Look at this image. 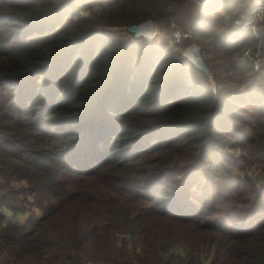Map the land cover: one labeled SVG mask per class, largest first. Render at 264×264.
Returning <instances> with one entry per match:
<instances>
[{"label": "trees", "instance_id": "16d2710c", "mask_svg": "<svg viewBox=\"0 0 264 264\" xmlns=\"http://www.w3.org/2000/svg\"><path fill=\"white\" fill-rule=\"evenodd\" d=\"M201 1L0 0V204L12 181L55 199L28 228L0 215V264H264V178L219 211L244 182L209 176L264 168V20L232 30L249 0ZM146 21L190 33L209 73L115 32Z\"/></svg>", "mask_w": 264, "mask_h": 264}, {"label": "rangeland", "instance_id": "374dc122", "mask_svg": "<svg viewBox=\"0 0 264 264\" xmlns=\"http://www.w3.org/2000/svg\"><path fill=\"white\" fill-rule=\"evenodd\" d=\"M222 1L229 2V0H222ZM204 2H205V0L201 1L202 4H204ZM250 2H251V0H249L247 2V4L249 5ZM225 15L224 14L222 15L223 21L226 20ZM263 20H264V15L262 16V18L260 20H256V21L251 23L254 31L257 32V28H256L254 23L257 21H263ZM226 21L228 22V20H226ZM233 21L231 22V24L233 23ZM151 22H153V21H151ZM154 22H156V21H154ZM241 22H243V21H241ZM168 28L169 29H165V24L156 22V34H155V36H157L159 38V37H163V36L167 35L166 41L169 44V47L175 51H179L180 54H182V56L185 54V56L189 58L190 53L188 52L189 51L188 48L195 50L194 47H196L198 50V53H199L200 48L196 44V42L194 40H192V35L190 36V33H188L185 30L184 31L178 30L174 23H170L168 25ZM115 32L118 33V35H121L122 37H125V38L130 36V35L132 37H134L132 33L128 32V30L126 31L123 28L117 29V30H115ZM176 32L178 34H177V36H174V34ZM151 34H152V32H150V35ZM139 37H141V39L143 41H146V42H151L153 40L152 39V40L148 41L143 36H139ZM129 38H131V37H129ZM246 50L244 51V54H246ZM195 52H196V50H195ZM259 53H260L259 46H256V49L253 53V60H254V67L253 68L256 72H258V73L260 72L258 82L260 83L261 86H263L264 85V69H262L263 67H261ZM202 71H205L206 74L209 73L207 70V66H206V69L202 70ZM209 77H210V81H211V75ZM211 83H213V82H211ZM232 141L233 140H231L229 142V140H227L224 143L229 142V144H230V143H232ZM229 144L226 147H224L222 149V151H224L227 154L232 155V157L234 159L239 157V155L242 154L241 150L239 148L230 149V148H228ZM244 153H245V151H244ZM244 155H245V162L243 163V167L240 170L237 171L235 169H229V170L216 172L215 174L213 172H210V174H209L210 177L215 178L217 183H221V181H222L221 175L224 174L225 172H227L225 177L230 176L229 179L231 178V180L236 178L240 182H244L243 186L241 185V187L238 190V191H240V194L238 197L239 200L238 201L231 200V201H226L224 203H219L217 206V209L219 211H220V209H225L226 207L231 206V205H234L237 209L249 208L250 206L253 205V203L255 201V194L252 193V191L260 188L259 186L262 183V180L264 178V170H263L264 168H263L262 164H260V160L258 158L251 157V156L247 155L246 153ZM216 175H217V177H216ZM57 177L60 180L65 181L68 190H72L74 188V186L76 184L75 180L68 178V176L66 174H59ZM240 182H238V183H240ZM10 184L12 185V187L16 188L17 190H21V189L22 190L18 192L16 199L13 201L12 204H0V215H2L5 218V221H7V222H11V223L17 224V225H23L24 227L28 228V227L32 226V224L35 223L36 219L38 217H40V215H41L39 204H43V203H46L48 201H55V199H53L52 197L49 198L47 196V194L45 193V191L42 189H37L33 192L27 191L26 190L27 187H26L24 182L18 183V182L12 181V182H10ZM11 185H9V186H11ZM239 201H249V202L242 203ZM182 248L183 247H181V246H176L172 249V253L173 254L182 253V250H183ZM208 261L209 260L204 261V264H206ZM87 264H106V263L101 262V261H96V262L88 261Z\"/></svg>", "mask_w": 264, "mask_h": 264}, {"label": "built area", "instance_id": "2783aa9c", "mask_svg": "<svg viewBox=\"0 0 264 264\" xmlns=\"http://www.w3.org/2000/svg\"><path fill=\"white\" fill-rule=\"evenodd\" d=\"M52 2H58L59 0H51ZM250 6V19L249 21L241 22L239 19H235L233 23L231 24L232 30H244V29H250L251 32L256 36V31L253 30V26L251 25L252 22L256 20H260L262 16L264 15V0H251L249 3ZM153 30L156 27V23L152 22ZM156 34V30L152 31V35L147 36L144 35V38L148 41L152 40ZM177 32L174 34V36H177ZM195 50H197L196 47H194ZM198 51V50H197ZM249 52V49L246 50V53ZM185 55V54H184Z\"/></svg>", "mask_w": 264, "mask_h": 264}, {"label": "water", "instance_id": "95a60500", "mask_svg": "<svg viewBox=\"0 0 264 264\" xmlns=\"http://www.w3.org/2000/svg\"><path fill=\"white\" fill-rule=\"evenodd\" d=\"M149 24H153V23L151 21L143 22V23H140L138 25L130 26L127 30H128V32L132 33L135 38L139 37V36H143L144 37L145 31H143V29H144V27L146 25H149ZM195 53H196V57L193 60L189 59L185 55H183V57L189 59L198 69L205 70L206 69V64H205L204 60L199 55L197 50H196Z\"/></svg>", "mask_w": 264, "mask_h": 264}, {"label": "bare ground", "instance_id": "6f19581e", "mask_svg": "<svg viewBox=\"0 0 264 264\" xmlns=\"http://www.w3.org/2000/svg\"><path fill=\"white\" fill-rule=\"evenodd\" d=\"M154 30H156V27L154 28ZM154 30H153L152 24L146 25L144 27V29H143V31H145V34H147V36H150V32H152ZM188 49H189L188 52L190 53L189 59H192V60L195 59V57H196L195 50L194 49H191V48H188Z\"/></svg>", "mask_w": 264, "mask_h": 264}]
</instances>
